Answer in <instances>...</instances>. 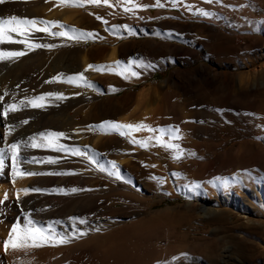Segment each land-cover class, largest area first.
Here are the masks:
<instances>
[{"label":"bare ground","instance_id":"1","mask_svg":"<svg viewBox=\"0 0 264 264\" xmlns=\"http://www.w3.org/2000/svg\"><path fill=\"white\" fill-rule=\"evenodd\" d=\"M146 1L147 0H142V4H145ZM150 1L152 5L156 2V0ZM161 2L164 3L165 6L158 8V15L164 16V14H171L172 11L176 12L174 10L175 8H180L185 17H191L193 13L198 15L196 9L199 8H203L213 14L210 16L199 14L200 18L198 21L200 23L193 24L196 26L195 28L199 36L206 34L210 38V42L208 41L203 44L201 50L205 51L204 53L211 57L213 67H207L201 64L197 69V72H204V77L200 80L201 82L207 81V84L210 85V95L212 94V96L207 109L200 112L204 116H207V125L195 124L192 126V129L193 132L196 133V136L199 135V138L212 140L214 147L225 148L231 139L230 137L222 138L220 136V129L222 128V121L228 120V100L232 99L237 105L236 107L240 108L242 112H246V110H250L255 103V95L257 93H264V64L260 69L255 68L258 64L264 63V51L253 53L259 46V43L256 41L247 46H241L235 43L236 36L229 35L226 30V25H232L229 23L228 16L235 15L244 25H247L249 20L256 22L262 19L264 21V0H219V2H215L214 0L213 3H208L207 0H182L178 7H172L170 0H161ZM56 3L61 6L54 7ZM68 5L69 4L60 3L59 0H6L5 3L0 4V17L7 18L10 16H17L21 18L27 17L29 19L36 18L45 21H58L59 25H63V27L59 25L51 27L52 32L68 31L69 34L72 35L73 28L83 31V28L80 29L81 26H92L93 28L98 22L106 26V30L103 27L102 31H92V33L97 34L94 37H82V40H92L98 44V48L94 50L84 49L79 46L78 48L76 47L77 49L71 50V48H68L71 38L53 36L44 32L33 33L31 40L39 44H52L55 45V47H41L28 51L25 45L21 43L0 44V49L3 50L27 52L26 55L18 59L0 60V95L7 93V95H4V101L0 102V111H2L4 104L13 102H18L19 104L21 100L32 99L47 93H62L65 97L64 99H57L55 95L45 96L44 101H41L44 107H24V110L27 109L25 112H28V116H30L24 118V120L29 121L27 124L20 123V117L23 115L19 117L17 115L19 113L17 112L11 113L7 118L0 116V147L6 148L8 144L11 143L10 141L12 139H15L13 142L27 141L36 133L43 131L54 132L57 131V129H59L60 132L63 131V133L67 131L65 137L60 138L59 143L68 147V142L70 140L68 131L70 128L72 129L73 126L78 125V115L83 114L85 116L83 119L84 123H88V117L90 115H95L97 118H107L110 117L109 115H114V117L120 118L121 123L128 124L126 112H130V109L139 110V113L141 109L147 110L150 96L154 98L158 97L157 88H144L133 94L129 92L122 98H112L108 103H104L103 99L94 108L89 109V111L87 110L89 112L87 114V111L84 109L85 106L83 105V102L88 98H86L84 94L85 89L97 87L100 83H103V85H111L114 89H119L124 86V78L138 83V80L142 79V75L138 74L137 76H132L130 74L132 63H130V66L127 63L128 65H125L127 66L125 68H123V64V67H121V63L119 66L115 64L117 61L121 62V58H118L117 46H103V44L108 41L107 34L109 32H117L114 31L115 29L113 30V25L117 19V13L125 12L124 7L127 5L109 7L101 4L104 8H100L102 7L100 5V7H96L97 10H94L93 4L87 9V14L82 11L83 8L82 10L80 9L81 7L72 6L71 4L69 5L70 7H68ZM185 5H190L192 10L189 11ZM255 7L260 11L259 16H257L258 13ZM225 10L227 13L223 15L222 11ZM130 14H132V12ZM151 15H153V12L148 7L143 8L141 6L135 9V12L129 17L130 34L134 33L133 27L142 25L144 18H150ZM96 16H100L103 19H97ZM105 20L107 23L103 22ZM163 22L170 25L173 23L174 25L175 20L169 19ZM107 26L109 27L107 28ZM39 27H44V25L40 24ZM75 34L79 36V31ZM183 35L182 33L180 34V36ZM16 39L27 38L16 37ZM149 43L151 48H156L158 46V42L156 41H149ZM132 51V48L127 47V51H125L126 54L124 55L122 53L121 57L129 55ZM247 53H250V55L253 53L254 55L247 57ZM71 56L75 58L74 64L69 62ZM97 63H99V65L112 66L114 70L97 71L88 69L85 71L89 64L97 65ZM252 68L254 69L252 71L250 70V73H244V70ZM76 69H81V71L84 72V76L88 83L79 82V85L75 84L71 86L72 83L67 82L66 78L71 76L70 72L72 70L76 71ZM235 69L240 70L241 73L238 72L239 75L233 73ZM60 73L64 74V77H62L60 81L46 83V81L52 80L53 77H56ZM237 75L239 76L238 79L236 78ZM197 76L198 75L195 77L196 81L198 80ZM39 83L42 85L37 88V84ZM170 93L171 92L168 90L164 92V97L168 106V100L171 99ZM74 108L75 113L72 114L71 110ZM150 111L151 110L148 111L149 114L146 111L147 113L144 119L139 122H143L151 128H155L153 127V120L149 116ZM19 112L21 111L19 110ZM195 112L199 113V111ZM142 115H144V113ZM262 120L263 118L256 120L255 127L257 133H259L258 135L264 136V120ZM9 125H13L14 127L11 129L10 135H5ZM22 133L24 135H22ZM156 134L153 135V131L150 132L144 129L133 132L131 136H134L136 140L152 137L155 142ZM175 134L176 133L172 130L165 129L161 131L160 137H162L164 142L179 145V149L182 152L180 157H182L187 154V151H185L183 143ZM71 137L76 144L85 145L84 151L81 150L83 153H86L82 159V167H78L79 169H74V171H69L68 165L66 164L69 158L65 155L68 152L64 155L65 151H63L61 156L58 155L55 157L52 156V149L54 148L23 147L24 150L21 153V157H36L38 160L51 157L58 161L54 164L39 162L23 163L20 165L22 169L43 173L42 175H17L16 178L13 179L12 163L5 160V167L0 169V201H3L0 203V264H158V262L159 264H174L172 260L173 255L176 253L178 254L179 252L176 251H180L179 249L183 246L181 245L182 241H180V243L178 242L177 233L170 231V229L167 230L164 228L163 230V228L157 224L148 226L143 222V219H141L132 224L123 226L119 232H104L102 234L97 232V226L100 222L99 217L103 213V210H113V207L121 201L126 204L127 199L130 197V193L132 195H139V191H136V189H129V192L119 194L118 196H120V198H117L119 190V186L116 184L117 177L111 174L116 170L113 169L112 162H115L119 171L123 165H130L131 157L120 155V152H128L129 148L123 145L117 138L102 139L98 136L93 139L85 140L79 131L78 133H74ZM126 137L130 141V153L132 151L137 152L141 146L138 143L131 142L130 136L126 135ZM40 142L41 140L38 139L37 143ZM149 144L150 146L153 145V143L150 142ZM159 146L162 147L161 145ZM241 148L245 149L244 152L240 151ZM255 149H257L258 157L262 161L264 159V150L260 147ZM37 150L43 151V154H41L42 156L35 155V151ZM171 150L176 154L175 150ZM251 150V144L233 145L222 153L220 161H218L220 162L219 165L224 166L228 171L236 167H248L252 162V157H246V151H248L249 154ZM254 152H256V150ZM69 157H72V155ZM255 159L257 160V158ZM214 163V160L212 161L209 159V162L201 169L200 175L205 177L209 176V174L211 175L213 173L212 169L215 166ZM242 179L245 180L244 176L240 175L229 183L223 185L216 184V192L213 190L209 193L202 184H184L177 180L178 186L183 187L188 196L201 198L202 202L199 204L200 206L198 208L192 205L188 208V215L193 217L191 221L195 222V220H199L203 226H206L212 222L217 224L222 222L223 224V221H226L228 216L232 217V210L226 208L225 205L230 207L232 204H236V208H239L240 202L236 198L241 196L239 189L243 187L240 183ZM168 182L170 183V180H168ZM75 184H81L85 187V189L83 187L85 190L84 195H86L88 199L86 202L83 201L80 203L75 201L71 198L72 195L69 197V200L67 199L68 196L65 198L68 188L71 189L70 187ZM24 188H40L42 190L47 189L48 191H30L25 195L24 192L20 191ZM59 189L63 191H58ZM232 189H236V194L234 196L230 194ZM259 192L261 197L259 198L258 207L264 212V186L259 188ZM5 193L7 194L6 200L4 199ZM217 194H221V196ZM17 195H19V200H17ZM103 195H109L108 199H105ZM214 199L217 201L215 204L220 206L219 208L212 206ZM196 209L198 210L197 216L193 215V211ZM124 211L127 210L124 209ZM24 213H30L31 218L39 222L37 224L38 227L41 225L47 227L49 222L59 221L60 223H54L55 232L61 235H68L70 237V242L57 245L46 243L39 247L29 246L16 250H12L10 247L5 251L4 241L8 239L14 223L16 222V224L19 223L23 226L26 222ZM123 215L130 216V211H127ZM71 217L87 219V223L80 224L78 220L73 222L69 219ZM240 219L241 217L239 216L238 220ZM235 227L231 228L234 229ZM203 228L204 227H202V229ZM213 232H215V230ZM185 237L187 238V235L183 236V238ZM232 239L234 243L231 242L233 241ZM232 239L230 242L239 247V242L241 240L237 241L236 238ZM220 240L222 239H217V237L216 239L213 238V243L206 245L209 254L205 256L208 257V260L212 264L218 263L219 251L222 247ZM164 241H166L167 244L169 242L168 246L163 244ZM230 250L231 246L226 245L224 247L225 252ZM195 259V256H188L186 259L182 258V260H178L176 264H197L198 262L195 263ZM226 260L225 257L221 258L222 262H226ZM209 261H207L208 264Z\"/></svg>","mask_w":264,"mask_h":264},{"label":"rangeland","instance_id":"2","mask_svg":"<svg viewBox=\"0 0 264 264\" xmlns=\"http://www.w3.org/2000/svg\"><path fill=\"white\" fill-rule=\"evenodd\" d=\"M145 4L152 5L150 0H147ZM69 5L68 7H70ZM90 5L93 4H87L80 9L82 10L83 8L82 11L87 14V9ZM60 6L61 5L57 3L56 6L54 5V7ZM101 6L102 7H99L104 8L103 5ZM96 7L98 6L94 5V10H97ZM148 8L153 12V15H151L150 18H144L142 25L133 27V34H130L129 18L130 15L132 16L133 12L132 14H130L131 12L117 13V19L113 25L116 26L113 27V30L115 29L114 31L117 32H109L107 34L108 41L103 44V46H117L118 58H121V67H123L122 64L124 65L123 68H125L127 67L125 65L129 64L130 66V63H132L130 71H135L138 74H141L142 79H139L138 83H136L124 78V86L119 89H114L111 85H103V83H100L97 87L85 89L84 94L86 98H88L83 102V105L85 106L84 109L85 111H89V109L94 108L103 99L104 103H108L110 99L122 98L129 92L130 94H133V92L136 93L144 88H157L158 97L154 98L150 96L147 110L141 109L139 113V110L130 109V112H126L127 122L128 124H136L144 119L146 113L151 110L149 116L153 120V127H155L153 128L155 129L153 135L157 133L155 135V137H157V135L160 136L162 130L170 129L173 131V129L178 128L179 131L174 133H176L175 135L177 138L183 143L187 154L176 159L174 158L175 154L171 149L163 146L160 147V143L157 144L156 140L155 142L153 141L154 138L152 139V142L150 141V143H153L151 146L149 144L150 147H140L137 152L132 151L130 153V141L126 135H121L118 131L108 130L107 126L103 129L101 128V125L105 121H116L121 123L119 117L116 118L114 115H109L110 117L107 118H97L95 115H90L88 117V123H84L83 119L85 116L83 114L78 115V125L73 126L72 129L70 128L68 131L70 140L67 148H79L84 151L85 145L83 146L79 143L76 144L71 137L74 133H78V131L85 140L93 139L98 136L102 139L117 138L123 145L129 148L128 152H120V155L131 157L130 165H123L119 171L120 178H116V184L119 186L117 198H120V196H118L119 194L129 192V189H136V191H139V195H132L130 193V197L127 199L126 204L121 201L113 207V210H103V213L99 217L100 222L97 226V232L101 234L104 232H119L123 226L143 219V222L148 226L157 224L161 226L163 230L164 228L167 230L170 229V231L177 233L178 242L180 243V241H182L181 245L184 248L181 247L182 250L180 248V251H176L179 253L174 254L175 256L173 255V258H177L175 260L172 259L174 264H176L178 260H182V258H188V256H195V263L198 262L197 264H208L207 261L209 260L205 255L208 256L209 252L206 245L213 243V238L216 239V237L217 239H222L220 240L222 247L220 248L221 250L219 249L220 259L218 258V263L216 264H264V212L258 207L259 198L261 197L259 188L264 186V183H262L264 182V159L262 161L260 160L257 154V149H255L260 147L264 150V136L258 135L259 133H257L255 127L256 120L262 118L264 120V93H257L259 95L261 94L260 96L257 94L255 95V103L252 108L246 110V112H242L240 108L236 107L237 105L232 99L228 100V120L222 121V128L220 129V136L222 138L230 137L231 139L225 148L214 147L212 140L206 138L205 140L204 138H199V135L196 136V133L193 132L192 126L195 124L207 125V116H204L200 112L207 109L212 96V94L210 95V85L207 84V81L201 82L200 80L204 77V72H197V69L201 64L207 67H213L211 57L204 53L205 51L201 50L203 44L208 41L210 42V38L206 34H203L202 36L197 34V29L194 25L200 23L198 21L200 18L199 14L197 15L196 13H193L191 17H185L180 8H175L174 10L176 12L172 11L171 14H164L163 16L157 14L159 7L150 6ZM255 8L258 13L257 16H259L260 11L257 7ZM222 12L223 15L227 13L226 10ZM228 17L230 18H228L229 23L232 25H226V30L229 35L236 36L235 43L241 46H247L256 41L259 43V46L253 53L255 54L264 51V21L262 19L257 20L256 22L249 20L248 24L244 25L235 15H230ZM169 19L175 20V26L173 23L170 25L163 22ZM123 25H127L128 27H122ZM89 27L90 26H81L80 29L83 28V31L85 32H92L96 30L102 31L104 27L106 30V26L101 22H98L93 28L92 26ZM108 27L109 26H107V28ZM181 33L184 35L180 36ZM109 40H113L114 42ZM149 41L158 42V46L156 48H151ZM97 45L98 44L92 40L85 41L84 39L82 40V38H79L71 39L68 48L73 50L77 49L79 46L84 49L94 50L98 48ZM127 47L133 49L132 53L121 57L122 53L124 55L126 54L125 51H127ZM253 53H251V55L250 53H247L246 56L250 57L254 55ZM69 62L74 64L75 58L71 56ZM263 64L264 63H260L255 68L260 69ZM97 65H99V63H97ZM253 69L254 68L249 70L246 69L244 70V73H250V70L252 71ZM79 71H81V69H76V71L72 70L70 74L71 76H74L75 74L82 72ZM238 72L241 73L238 69L233 70V73L238 74ZM196 75L199 76H197V81L195 80ZM238 75L236 76L237 79L239 78ZM75 84L79 85V82L72 83L71 86ZM41 85L42 84L40 83L37 84V88L41 87ZM167 90L171 92V99L168 100L169 106L164 97V92H167ZM15 103L18 104V102ZM22 109L24 110V108ZM22 109L20 110L21 112L17 111L19 117L23 115L20 119L24 120L25 117H30L28 116L29 113L25 112L27 109L24 111ZM88 111L87 114L89 113ZM142 111L144 115H142ZM195 111H199V113H196ZM71 112L72 114L75 113V108L72 109ZM54 132L60 131L57 129V131ZM22 135L24 134L22 133ZM13 140L15 139H12L10 142L12 143ZM239 144H251L252 150L249 154L248 151H246V157H252V162L248 167H236L233 170L228 171L227 168L219 165L220 162L218 161H220V156L231 146H238ZM23 150L24 148L21 146L20 154ZM82 150L81 152H83ZM244 150V148L240 149L241 152H244ZM255 150L256 152H254ZM62 153L63 151L52 149V156H61ZM66 153L67 152H65L64 155ZM69 153L70 152L65 155L69 158L68 162L66 161L68 170L74 171V169L81 168L83 165L82 159L85 155L77 156ZM192 153H194V155ZM41 154H43L42 150L35 151V155L42 156ZM71 155L72 157H69ZM255 158H257V160ZM209 159L212 161L214 160L215 162V166L212 169L213 173L211 175L209 174L207 177L201 176V169L209 162ZM5 160L12 163L10 153H6ZM240 175H243L245 180L242 179L240 181L243 185V187H240L239 189L241 196L236 198L240 202L239 208H236V204H232L230 207L225 205L226 208L232 210V217L228 216L227 220L223 221V224L222 222L218 224L212 222L206 226H203L199 220H195V222L191 221V218L193 217L188 215V208L191 205L197 206L198 208L200 206L199 204L202 202L201 198L188 196L185 189L178 186L177 180L184 184H202L209 193L213 190L216 192V184L223 185L229 183ZM161 179L163 182H160ZM167 179L170 180V183ZM83 187L84 186L81 184L71 186V189L75 188L77 191H71V189L68 188V191H70H67L65 198L68 196L67 199L69 200V197L72 195L71 198L73 200L80 203L83 201L86 202L88 199L86 195H84L85 187L84 189ZM230 194L234 196L236 194V189H232ZM217 195L221 196V194ZM103 197L108 199L109 195H103ZM215 202L217 201L214 199L212 206L219 208L220 206L218 204L217 206ZM124 209L128 212L130 211V216L123 215L127 212L124 211ZM197 211V209L194 210L193 215L197 216ZM239 216L241 217L240 220H238ZM15 224L16 222L14 225ZM202 227L204 228L202 229ZM231 227L235 228L233 229ZM214 230L215 232H213ZM186 235L187 238H183V236ZM232 238H236L237 241L241 240V243L239 242L240 248L238 245L231 243H234ZM231 239L233 241H231ZM163 244L168 246L169 242L167 244V242L164 241ZM226 245L231 246V250L228 252L224 251ZM184 253L188 254L187 257L182 255ZM222 257L227 259L226 262L221 261ZM210 263L211 262L209 261V264Z\"/></svg>","mask_w":264,"mask_h":264},{"label":"snow or ice","instance_id":"3","mask_svg":"<svg viewBox=\"0 0 264 264\" xmlns=\"http://www.w3.org/2000/svg\"><path fill=\"white\" fill-rule=\"evenodd\" d=\"M6 0H0V4L5 3ZM62 4H71L72 6L84 7L86 4H94L100 6L101 4L109 7H113L116 5H128L124 7L125 12H135L136 8L143 7L147 8L150 6L155 7H164L165 4L161 2V0H156L154 5H146L142 4V0H59ZM182 0H170L172 7H178ZM208 3H213L214 0H207ZM215 2H219V0H215ZM185 7L191 11L192 8L190 5H185ZM197 13L203 16H210L213 15L208 11L204 10L203 8L196 9ZM97 19H103L100 16H96ZM107 23V21H103ZM40 24H43L44 27H39ZM59 25L58 21H45V20H38L36 18H27V17H17V16H10V17H0V44L4 43H21L24 44L28 51L35 50L37 48L46 47L52 48L55 45L52 44H39L35 43L31 40L33 33L35 32H44L49 35L59 36V37H68L71 39H79L82 37H94L97 34L92 32H84L82 30L72 29V35L69 34L68 31H56L52 32L51 27ZM63 27V25H59ZM116 27V26H113ZM122 27H128L127 25H123ZM79 31V36L75 33ZM16 37H26L27 39H16ZM27 52L25 51H8L0 49V60H13L18 59L21 56L26 55ZM117 66H119L120 62H115ZM88 69H94L97 71H112L114 70L112 66L109 65H94L89 64L87 66ZM123 74V73H121ZM132 76H137L138 73L135 71L131 72ZM64 77L63 73L58 74L56 77H53L52 80L46 81V83H52L56 81H60L61 78ZM68 83H78L84 82L88 83L84 76V72L77 73L74 76H69L66 78ZM4 95H7L5 93ZM4 95H0V102L4 101ZM55 95L57 99H64L62 93H47L42 96H37L32 99L21 100L19 104L13 102L4 104L2 111H0V116L7 118L11 113H15L21 110L24 107H33V108H41L44 107V104L41 101H44L45 96H53ZM28 120L20 121L21 124H27ZM107 126L108 130L118 131L121 135H128L131 137V142L138 143L141 147H148L149 142L153 139L152 137H148L143 140H136L134 136H131L133 132L141 131L147 129L148 131H155V129L151 128L149 125L144 124L143 122H138L136 124H124L116 121H105L101 125V128H105ZM13 125L8 126V131L5 135L11 134V129ZM179 129H173V132H178ZM65 133L63 132H53V131H43L36 133L34 136L30 137L27 141H15L8 144L7 148L0 147V169L5 167V158L6 153L11 154V161H12V173L13 179L16 178L17 175L20 176H32V175H42L43 173H36L31 172L20 167L23 163H39V162H46V163H57L56 159L51 157H47L44 160H38L36 157L28 158V157H21L20 150L21 146L24 148H36V147H46V148H54L59 151L70 152L72 155H86V153L81 152L79 148H67L65 145L59 143L60 138L65 137ZM40 139L41 142L37 143V140ZM157 143H160L161 146L175 150L174 158L179 159L182 155V152L179 149V145L172 144L170 142H164L162 137L158 136L155 137ZM194 155V153H192ZM113 169H116L111 174L120 178V172L117 168L115 162H112ZM59 174H74V173H59ZM160 182H163L162 179ZM20 191L24 192L27 195L30 191L41 192V191H48L47 189H40V188H24ZM58 191H63L59 189ZM71 191H77V189H71ZM4 199H7V194L5 193ZM17 200H19V195H17ZM3 201H0L2 203ZM24 217L26 222L21 226L19 223L13 225L12 229L10 230L8 239L4 241V248L7 251L10 247L12 250H16L18 248H27L31 247H39L43 246V244H64L70 242V237L68 235H61L60 233H56L54 230V223H60L59 221L56 222H49L47 227L44 226H37L39 222L33 220L31 218L30 213H24ZM73 222L79 221L80 224H86L87 219H80L78 217H71L69 218ZM78 231V230H77ZM85 234V233H81ZM183 256L187 257L188 254L184 253ZM173 259H177L174 257ZM159 264V262H158Z\"/></svg>","mask_w":264,"mask_h":264},{"label":"crops","instance_id":"4","mask_svg":"<svg viewBox=\"0 0 264 264\" xmlns=\"http://www.w3.org/2000/svg\"><path fill=\"white\" fill-rule=\"evenodd\" d=\"M129 73H130V71H129ZM134 93V92H133ZM132 108V107H131Z\"/></svg>","mask_w":264,"mask_h":264}]
</instances>
